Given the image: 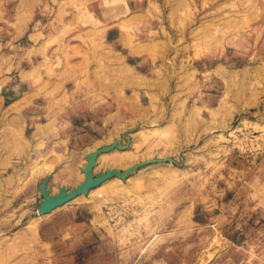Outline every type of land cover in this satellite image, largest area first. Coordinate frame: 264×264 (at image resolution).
Masks as SVG:
<instances>
[{
    "label": "rangeland",
    "instance_id": "rangeland-1",
    "mask_svg": "<svg viewBox=\"0 0 264 264\" xmlns=\"http://www.w3.org/2000/svg\"><path fill=\"white\" fill-rule=\"evenodd\" d=\"M126 1L31 0V13L30 0H0V39L20 38V53L29 15L32 26L43 24L50 38L35 60L69 121L1 176L16 171L37 188L50 176L73 189L85 180L87 155L116 140L128 149L100 154L96 175L157 159L42 215L46 255L14 199L0 211V264H264V73L248 87L224 74L248 62L264 67V0H129L145 21L123 25L128 39L169 42L155 47L166 68L153 75L150 63L138 65L142 76L116 74L96 57L104 24L93 12ZM13 62L0 56L3 107L26 88L18 73L27 65ZM92 68L98 74H87ZM25 132L30 138L34 124Z\"/></svg>",
    "mask_w": 264,
    "mask_h": 264
},
{
    "label": "crops",
    "instance_id": "crops-1",
    "mask_svg": "<svg viewBox=\"0 0 264 264\" xmlns=\"http://www.w3.org/2000/svg\"><path fill=\"white\" fill-rule=\"evenodd\" d=\"M29 3L30 12L32 13L33 10L31 6H34L31 0ZM93 13L92 18L104 24L102 28L103 39L99 43L102 49L99 50L97 53L98 55H96V57H100L97 59L103 62L104 65H107L108 68L113 69L115 73L119 75L125 71L134 70L135 75L140 73L142 76L143 73L138 72V65L144 64L146 66V63L151 64L149 73L153 75L158 74L160 70L166 68V66L163 68V65L160 63L162 59V50L158 49L155 52V47L162 48L165 44L168 45L169 42H165L166 40L162 39V37L152 39L136 37L132 40L128 39L123 25L130 27L136 23L137 20L143 19L142 21H145V13L134 10L129 0L121 5V8L116 6H105L99 9L98 12ZM32 17L33 16L29 15V20L23 25L24 30L29 27V31L24 35L27 38L28 44L25 47H21V49H23L22 53H20V44H17L20 38H13L12 40L0 39V56H14V69H19V66L23 67V63L27 65L23 68V72L19 70L18 73L20 80L26 85L23 92H19L18 98L13 100V102L6 107H3V100L0 98V111L5 109L3 114L0 115V184H2L0 188V211L11 204L14 199L20 198V212L25 215L29 214V221L37 224V228L34 229L33 238L39 242V253L46 255L47 249H43V247L47 245L51 246V244L45 240L46 238L44 239L42 237L41 231L44 224L50 220L48 217L43 216L49 215H37V212H35L40 205V201L43 199L40 191L41 184L38 188L35 183H33V180L28 183L24 181L20 184V176H18L16 171L3 175V177L1 176L10 169L16 170L14 165L16 157L26 155L32 151V149L41 153L39 146L41 144L46 146L45 144L48 140L56 138L57 131L61 129V124L69 122L64 118L67 116H63L64 110L68 108V106L64 103L65 99L62 94H60V97L57 91H52L51 87L45 89L43 86L45 78L42 65L39 66L38 61L35 59H37L38 55L44 53V49L50 37H45V30H42L43 24L32 26ZM134 26L140 28L141 24H135ZM83 49L91 51V48L87 49L84 46ZM122 49L126 50L127 53L125 54L122 52ZM253 57L255 56H249L250 61ZM129 58L138 59V62L136 64H131L128 62ZM93 61H96V59ZM249 63L250 62L241 68L224 73L226 75L225 77L229 78L234 75L242 78L244 77L245 81L243 82V80H241L240 85L248 87V83L253 82L254 76L264 73V67L262 65H252ZM110 69L108 72H110ZM106 73L107 71L104 70L103 74ZM87 74L96 75L98 73H96V68H92L90 73L88 72ZM41 76L43 80H41ZM12 78V76H7V82ZM12 89L17 90V86H12ZM51 93H55L54 96H52ZM40 98H43L44 102L38 106L43 110L40 109L37 114H28V111H30L29 109L35 106L36 100ZM70 122H72V120H70ZM29 123L34 124V133L30 138L25 132ZM37 146L39 148L36 150ZM91 150L92 149L85 151V154L87 155ZM55 180V178H52L49 183L50 188H52L54 192L56 188L63 186V184L56 186V183H54ZM21 231L22 235L27 239L30 230L24 228ZM30 241L31 240L28 238L24 244H29ZM44 243L47 245H44Z\"/></svg>",
    "mask_w": 264,
    "mask_h": 264
},
{
    "label": "water",
    "instance_id": "water-1",
    "mask_svg": "<svg viewBox=\"0 0 264 264\" xmlns=\"http://www.w3.org/2000/svg\"><path fill=\"white\" fill-rule=\"evenodd\" d=\"M128 144H124L121 140H116L110 145L102 146L95 149L87 155L88 162L82 169L85 173V180L73 189L66 186H62L58 193H52V189L48 185L50 176H47L41 183L40 189L42 191L43 199L40 201L38 208V214L45 215L53 212L55 209L65 205L71 200L77 198L79 195H88L90 190L96 188L109 180L110 178L117 176L120 179H127L130 174H132L136 169L146 165L148 163L157 161V159H152L131 165L125 170H120L118 168L112 167L107 169L105 172L96 175L94 169L98 163V158L100 154L107 153L114 150L116 147L120 150L128 149Z\"/></svg>",
    "mask_w": 264,
    "mask_h": 264
}]
</instances>
